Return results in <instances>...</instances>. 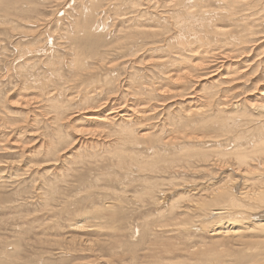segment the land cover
Returning <instances> with one entry per match:
<instances>
[{
	"label": "rangeland",
	"instance_id": "374dc122",
	"mask_svg": "<svg viewBox=\"0 0 264 264\" xmlns=\"http://www.w3.org/2000/svg\"><path fill=\"white\" fill-rule=\"evenodd\" d=\"M60 1L65 13L59 11ZM86 1L0 0V176L4 177L0 180V264H264V246L247 244L246 239L238 242L235 236L221 238V241L218 240L220 238H213L210 229L211 226H219L218 219L204 216L200 210L191 207L193 200L202 198L199 191H191L194 188L191 185L212 190L213 183H216L214 181L222 179L227 171L220 177L219 173L216 174L217 171L203 174V171L189 170L185 174L174 176L179 183L169 174L173 160L177 157L195 165H208L198 157L205 152L220 156L225 152L224 158L230 157L228 159L236 163L237 157L228 156V153L232 154L236 150V135L243 132L247 142L254 139L257 132L248 133L249 126L230 130L217 119L219 116L204 123L205 126L203 123L188 125L185 122L176 128L175 136H187V141H178L175 150L161 148L153 151L146 149L147 141H141L138 146L128 144L123 150L82 146L78 139H87L88 131L95 128V125L89 124L87 118H84L87 114L73 118V124L64 123L70 113L72 115L78 110L72 108H77L82 103L80 97L84 92L83 87H91L97 74L112 69L95 65L96 72L88 75L82 64H91L92 67L97 62L90 58L92 53L90 55L85 50L80 55L77 54V51H73L76 44L71 38L67 45L60 42L67 41L61 39V34L66 31L67 26L70 32L73 31L71 23L78 18L79 11H84L87 7L83 4ZM133 1L135 0H116L113 4L108 3V0L94 1L100 7L106 6L101 11L103 14L97 24L101 25L100 32L104 29L102 24L107 25V32L110 30L108 37L101 34L104 31L100 33L101 37L106 38L104 41L109 47L118 44L112 35L113 26L124 28V21L127 19L135 22V13L140 15L141 9L143 11L147 6L146 3L145 6L136 5L135 8L132 7L134 16L127 12L126 15L115 18V8L123 6L122 8L127 9V4L133 5ZM115 4L120 5L117 7ZM26 6L30 8L25 9ZM15 7L25 10L17 12ZM29 20L35 23L30 26L27 23ZM40 20L43 22L38 26ZM133 21L132 24H135ZM145 22L148 24L150 20L144 17ZM56 25H60L61 31L54 33ZM39 45L47 47L44 49ZM110 56V60L114 58V55ZM153 56L156 55L144 54L142 57H146V60L143 61H152ZM121 60L112 61L118 63ZM144 62L136 70L143 71L140 74L147 76L145 70L148 67L144 70ZM179 63L168 66L164 71L170 73L171 70L176 74H182L184 70L186 72L189 65L181 67ZM183 63L190 62L183 61L180 64ZM73 66L81 68L74 70ZM128 67L131 64H123L121 70L117 71L118 75L125 78L130 70ZM201 73L197 71L195 76ZM90 77L91 83L88 86ZM164 78L165 75L157 73L152 78L141 80L153 84L154 80ZM210 82L208 79L194 80L190 82L194 84L185 82L180 87L178 83L176 88L193 86L196 93L201 92L199 96L197 94L198 97H207L214 90V85ZM251 87H246L248 94L242 97L250 99L258 96L259 93L255 94L256 90ZM200 108L201 102L198 108L193 109ZM68 109L71 111H67ZM231 113L233 114L232 111ZM234 114L239 116V113ZM59 115L63 121L58 119ZM34 116L38 119L36 122ZM58 120L59 123H56ZM82 121H85L84 124ZM199 133L203 134L206 144L198 147L192 138H195V134L200 136ZM215 148L217 151H212ZM172 152H176V155L169 154ZM9 171L12 176L8 174ZM161 193H165L164 198ZM216 208L218 207H211L212 210ZM227 220H223L220 225L226 224ZM167 224H171V227L165 226ZM197 224H202V227ZM252 236L258 239L260 232L246 235L249 239ZM214 240H218L217 243Z\"/></svg>",
	"mask_w": 264,
	"mask_h": 264
},
{
	"label": "bare ground",
	"instance_id": "6f19581e",
	"mask_svg": "<svg viewBox=\"0 0 264 264\" xmlns=\"http://www.w3.org/2000/svg\"><path fill=\"white\" fill-rule=\"evenodd\" d=\"M87 1L86 3L83 2L87 7L84 11H79L78 18L71 23L72 27H74L73 31L70 32L67 26L65 27L66 31L63 35L61 34V39H67V41L60 42L67 45L71 38L75 41L76 48H73V51H77V54L80 55L81 51L85 52V50L90 55L92 53L90 58H93V62H97L92 64V67H90L91 64L86 66L82 64V68L87 69L88 75L96 72L95 65L112 69L105 73L100 72L97 74L98 76H96L95 81L93 80L94 84L92 83L91 87L87 88V82L85 83L84 92L81 89L79 90L83 92L80 97L81 107L80 105L77 108L74 106L72 109L78 110L74 111L75 113L72 115L70 113V116H67L66 120H64V123L72 122L73 124V118L85 113L87 117L84 118H87V122L95 125V128L88 131V135L85 133L88 138L81 137L78 139V143L82 146H99L106 150H123L122 148L128 144L137 145L141 141H147V150L157 151L161 148H167V151H169L170 149L175 150V147L178 146V141L188 138L187 136L184 138L183 136L181 138L175 136L177 133L176 128L178 129L179 124H184L185 122L188 125L195 123L197 125L203 123L204 125V123L210 122L213 117L219 116L217 119L225 124V128L230 130L240 126L242 128L246 125L249 126L248 133L257 132L254 135L255 137L253 136L254 139L251 142H247L243 132L236 135L234 137L236 150L232 154L228 153V156L235 155L237 157L236 163H232L231 159H228L230 157L225 159V152L222 153L223 156L214 154L213 156L205 152L198 155V157L208 165H195L190 161L177 157L173 160V167L169 174L174 178V176L185 174L189 170L191 172L203 171V174H211L217 171L216 174L219 173L221 177L227 171L222 179L214 181L216 183H213V186L211 185L212 190L200 189L198 186L191 185L194 186L191 191H194V193L199 191V195L200 193L202 195V198L192 201L191 207L192 209L195 207L200 210L204 216L209 215L211 219H218L220 224L223 223V220L228 219V222L226 221L223 226L220 224L216 227L211 226L210 232L213 238H220L218 240L221 241V238L235 236L238 242H243L246 239L247 244L253 245L255 243L264 246V144L260 145V143H264V0H135L133 5L131 3V5L127 4V9L122 8V5V7H118L120 4L117 6V3L115 6L118 8L113 11L115 18H120L126 15L125 13L127 12L132 15V7L135 8L136 5L145 6L146 3L147 6L143 8V11L141 9L140 15L135 13V22L128 17L130 20L124 21L126 23L124 28L112 25V35L118 42L113 47H109L106 44V41H104L105 37H101L102 35L108 37L107 34H109L110 30L108 29L109 31L107 32V25L102 24L104 33H101L103 32L99 31L101 25L97 24L99 17L103 14L101 11L106 6L104 8L100 7V5L94 3L95 0ZM113 1L116 0H108V3L113 4ZM125 1L130 2L131 0ZM61 3L60 1L58 5L59 11L64 9ZM26 7L25 9L30 8L29 6ZM25 9L15 7L17 12H24ZM144 17L149 19L150 23H144ZM132 21L135 24H132ZM42 22L43 20L38 21V26ZM27 23L32 26L35 22L32 23L29 20ZM124 23L122 24L124 25ZM23 24L25 25V22ZM133 27L136 28L134 29ZM55 28L57 30L54 33L60 30V25H56ZM39 43L41 44V42ZM44 44H48V42ZM49 44H51L50 41ZM39 46L45 49L46 45ZM144 54L156 56H153L154 58L151 57L153 59L150 58L152 61L144 62L146 60V57H142ZM110 55H114L111 60ZM114 59L117 61L122 60L114 63L112 61ZM183 61L190 63L180 64ZM143 62L145 63L144 70L148 67L145 70L147 76L140 74L143 71L136 70ZM178 62H180L179 65L181 67L189 65L186 72H184L185 67L183 68V73L181 72L182 74H176L171 70L170 73L164 71L168 66H176ZM121 63L122 65L131 64V67H128L130 70H126L128 71L127 76L125 78L122 76L123 79L117 72L122 66H119ZM73 67L74 70L81 68V66ZM197 71L203 74L195 76ZM157 73L165 75L166 79L158 80V78L154 80L155 82H152L153 84L141 80L143 78H152ZM204 79H208L214 85L213 92L207 97H198L201 92L199 91V94L198 92L196 93V90L194 91L193 86L190 85V87L182 85V88H176L178 83H180V87L181 83H190L194 80L203 81ZM166 80L168 81L166 82ZM90 83L91 77L88 86ZM247 86H252L251 89L256 90L255 94L259 93L258 96H253L250 99L242 97L244 95L246 97V93L248 94ZM76 93L78 95L77 91ZM199 102H201V108L193 109L198 108ZM70 106L72 107V105ZM70 109L67 111L72 110ZM234 112L239 113V116L234 114ZM60 118L61 116L59 115L58 119ZM237 119H240V121ZM37 120L35 117L34 121L36 122ZM56 123H59V120ZM136 127L140 130L137 131ZM196 134L194 135L195 138L191 137L195 141L196 146L205 145L206 140L203 134L199 133L202 136H196ZM41 145L44 144L42 143ZM46 151L45 153H47ZM68 151L70 152V150ZM212 151L216 152L217 148ZM169 154L176 155V152ZM194 161L197 162L196 160ZM10 163H13V161ZM4 172L7 175L6 171ZM8 174L13 175L10 171ZM2 179L4 177L0 176V180ZM175 179L177 182L179 181L177 177L174 178V181ZM240 183L242 186L238 188ZM161 194H163L162 197L164 198L165 193ZM189 204L191 205V202ZM211 207L218 208L212 210ZM202 224L199 225L202 227ZM170 225L167 224L165 226L169 227ZM257 232H260V238L258 239H254L253 236L252 239L246 237L247 234Z\"/></svg>",
	"mask_w": 264,
	"mask_h": 264
}]
</instances>
